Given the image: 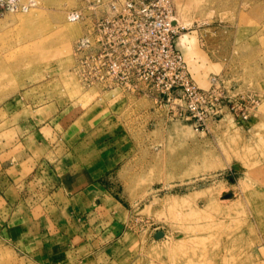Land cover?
Instances as JSON below:
<instances>
[{
	"label": "rangeland",
	"instance_id": "rangeland-1",
	"mask_svg": "<svg viewBox=\"0 0 264 264\" xmlns=\"http://www.w3.org/2000/svg\"><path fill=\"white\" fill-rule=\"evenodd\" d=\"M87 1L0 8V152L28 123L74 122L95 133V154L120 150L102 183L125 211L120 224L90 218L88 264H264V0H170L192 79L208 87L217 77L227 95L225 115L203 131L146 94L82 84L73 44L83 29L68 13ZM17 257L0 237V264Z\"/></svg>",
	"mask_w": 264,
	"mask_h": 264
},
{
	"label": "crops",
	"instance_id": "crops-1",
	"mask_svg": "<svg viewBox=\"0 0 264 264\" xmlns=\"http://www.w3.org/2000/svg\"><path fill=\"white\" fill-rule=\"evenodd\" d=\"M74 124L61 131L28 123L30 130L0 152V237L18 264H88V251L96 248L90 218L102 214L120 224L124 206L102 177L121 152L101 147L95 154V133ZM97 202L105 211H95ZM98 228L101 236L110 234V222Z\"/></svg>",
	"mask_w": 264,
	"mask_h": 264
},
{
	"label": "built area",
	"instance_id": "built-area-1",
	"mask_svg": "<svg viewBox=\"0 0 264 264\" xmlns=\"http://www.w3.org/2000/svg\"><path fill=\"white\" fill-rule=\"evenodd\" d=\"M68 19L82 24L73 44L74 71L88 88L146 94L167 107L170 119L207 130L225 115L226 94L217 77L201 87L176 47L178 25L170 0H88ZM20 0H0V8Z\"/></svg>",
	"mask_w": 264,
	"mask_h": 264
},
{
	"label": "bare ground",
	"instance_id": "bare-ground-1",
	"mask_svg": "<svg viewBox=\"0 0 264 264\" xmlns=\"http://www.w3.org/2000/svg\"><path fill=\"white\" fill-rule=\"evenodd\" d=\"M187 37H188V34H184V35H182V36L180 37V39H181V40H184L185 43H188L190 40L187 39Z\"/></svg>",
	"mask_w": 264,
	"mask_h": 264
}]
</instances>
